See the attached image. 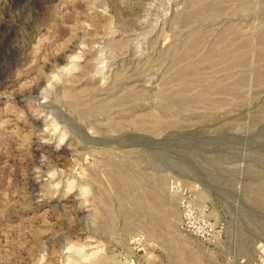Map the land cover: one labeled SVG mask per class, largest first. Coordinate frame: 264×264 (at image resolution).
Segmentation results:
<instances>
[{
    "label": "rangeland",
    "instance_id": "1",
    "mask_svg": "<svg viewBox=\"0 0 264 264\" xmlns=\"http://www.w3.org/2000/svg\"><path fill=\"white\" fill-rule=\"evenodd\" d=\"M0 264H264V0H0Z\"/></svg>",
    "mask_w": 264,
    "mask_h": 264
}]
</instances>
